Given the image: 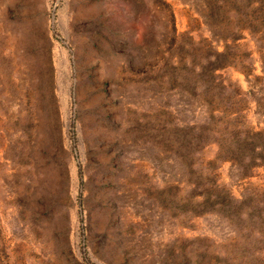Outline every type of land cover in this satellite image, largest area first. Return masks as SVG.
Instances as JSON below:
<instances>
[{
  "label": "rangeland",
  "instance_id": "rangeland-1",
  "mask_svg": "<svg viewBox=\"0 0 264 264\" xmlns=\"http://www.w3.org/2000/svg\"><path fill=\"white\" fill-rule=\"evenodd\" d=\"M0 264H264V0H0Z\"/></svg>",
  "mask_w": 264,
  "mask_h": 264
}]
</instances>
